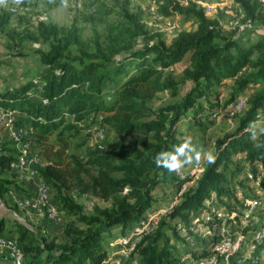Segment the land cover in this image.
<instances>
[{"label":"trees","instance_id":"obj_1","mask_svg":"<svg viewBox=\"0 0 264 264\" xmlns=\"http://www.w3.org/2000/svg\"><path fill=\"white\" fill-rule=\"evenodd\" d=\"M152 1L160 17L177 15L193 20L195 27L179 31L169 43L156 35L139 45L137 39L146 34L145 27L138 16L125 11L117 32L103 46L97 45L94 51L81 50L74 56L70 48L75 37L57 39L56 32L48 31V48L38 51L41 63L48 67L39 77L41 85L29 81L0 93V109L19 114L13 121L15 127L29 130L35 143L43 145L48 164L37 172L38 176L55 191L58 211L73 219L63 226L62 242L58 244L38 240L33 231L15 224L24 264H107L103 244L111 242L117 231L121 237L125 229L137 236L154 206L169 195L167 187L173 185L176 193L182 183L190 181L157 166L155 158L182 143L176 139V126L187 112L201 106L199 101L206 100L211 114H216L213 108L217 99L213 104L208 98L210 94L217 98L215 88L225 80H232V87L224 106L232 107L243 92L253 88L246 108L235 116L234 129L216 139L214 160L205 165L195 184L159 216L153 232L132 239L130 255L138 264H185L175 248L177 242L185 241L177 226L191 235L190 221L199 220V212L212 194L216 200L233 198L226 189L236 175L228 167L233 163L232 156L241 155L253 177H257V164L264 174V123L258 130L250 128L264 109V2L233 0L246 31H259L257 38L247 39L249 44L244 46L242 30L224 34L219 23L207 17L205 8L197 3ZM4 24L0 19V29ZM186 56L188 65L176 77L173 67ZM184 88L185 93L179 97ZM37 89V95L30 93ZM166 92L179 99L155 107L157 96ZM99 112L106 114L100 125L119 139L112 143L103 139L102 149L94 144L82 162L74 152L81 150L90 136L82 138L77 126ZM68 116L72 121L63 125ZM55 131L54 141L49 143L48 137ZM130 135V140L123 143L122 139ZM70 140L79 141L72 150ZM14 153L0 152V175L9 170ZM10 184V179L0 178V200ZM70 190L93 195L108 206H95L91 214H85L68 194ZM214 221L212 217L210 223ZM6 225L7 221L0 219V234L13 232Z\"/></svg>","mask_w":264,"mask_h":264},{"label":"rangeland","instance_id":"obj_2","mask_svg":"<svg viewBox=\"0 0 264 264\" xmlns=\"http://www.w3.org/2000/svg\"><path fill=\"white\" fill-rule=\"evenodd\" d=\"M187 1L180 0L181 4L184 5ZM189 1L205 8L207 17L217 21L224 34L235 31L237 28L242 30L243 35H245L242 45L248 46L249 41L247 42V39L252 41L257 38L258 30L252 34L246 31L247 26L242 22L240 12L234 9L233 0ZM261 1L264 2V0ZM17 3L20 9L12 13L11 10L16 9ZM225 3L228 7L224 5ZM125 11L138 16L145 27L146 34L137 39L139 45L150 41L149 39L156 35H160L165 42L169 43L179 31H189L195 27L193 20H184L177 15L170 18L155 16L156 7L152 0H0V19L5 22L0 29V93L16 89L29 81L37 86L41 85L39 77L48 67L41 63L38 51L47 50L48 44L45 43V40L48 31L56 32L57 39L73 40L75 37L73 46L70 48L72 56L81 50L94 51L97 45L103 46L107 38L117 32L116 28L121 23V17ZM256 26L258 25L256 24ZM187 65L188 57L186 56L173 67V74L180 77ZM223 83V85L215 88L218 93L217 98L214 94H210L208 98L213 104L217 99V106L213 108L216 110V114L212 115L213 111L207 106L206 100H201L199 101L201 106L187 112L176 126L177 141L183 142L190 137L191 143L200 152L199 161L186 163L182 168L183 175L185 178L189 177L190 180H193V174L197 169L205 167L209 162L207 154L214 155L216 139L234 129L236 125L235 116L246 108L245 101L254 91L253 88H248L232 107L230 105L224 106L231 91L232 80H225ZM38 91L39 89L37 91L32 90L30 93L37 95ZM184 93L185 88L179 97ZM179 97L171 98L167 92L161 93L154 101V106L172 104ZM7 112L9 111L0 109V152L15 151L13 158L17 160L21 151L26 150L30 169L36 171L44 169L48 162L43 155V145L35 143L33 133L29 130L22 132L18 141L13 139L10 136L11 128L9 126L14 125L13 121L17 116L16 114L7 115ZM105 115L104 112L91 114L87 120L80 122L77 127L82 138L87 135L90 136L88 130L93 131L94 128H97L101 118ZM71 121L72 117L68 116L63 125ZM263 123L264 109L258 112L257 120L250 125V128L258 130ZM104 131V143H112L119 139L112 131L106 128ZM55 133L56 131L48 137L49 143H53ZM130 137L132 136L124 137L123 143H127ZM77 143H79L78 140H70L69 149L72 150ZM104 143L102 142L101 145L105 146ZM93 146L89 140L81 150L74 152V154L78 156L80 161L85 162L86 154ZM240 156H232L233 163L228 165L230 172H236L232 184L226 185V189L231 192L233 198L228 199L223 196L220 200H216L212 194L211 199L204 202L205 209L199 212L201 222L196 219L190 221L191 235L177 228L178 233L185 241L183 243L177 242L175 248L181 261L185 264H199L200 261H202L201 264H211L213 243H217L222 235L242 237V243L238 252L227 258L219 257L217 264H264V238L260 244H256L253 240L254 231L264 230V183H261L264 174L257 164L255 166L257 177H253L252 172H250L251 168L240 160ZM17 171L6 170L0 175V178L10 179L13 182L7 186V189H14L21 193L25 199L36 203L38 194L29 191L24 178L16 179L18 177ZM226 173L229 174L228 171ZM29 181L34 182L35 180L31 178ZM194 184L195 181H192L187 185ZM45 186L48 188V201L55 204V191L49 186ZM174 190L173 185L167 187L166 191L169 195L163 196L165 198L154 206L149 217H159L168 211L170 202L177 195L178 190L176 193ZM68 194L85 214H91L95 206L100 208L108 206V203L95 196L82 195L77 190H70ZM211 208H214L215 213L221 214V217L228 215L224 225L216 224V221L213 224L210 223L212 214L207 211ZM45 213V206L32 205L18 208L9 201V196L0 200V219L7 221V228L14 229L13 232L4 231L5 236L14 237L17 240L18 236L14 232L16 225L19 224L33 231L38 240L44 239L47 243H61L63 226L73 219L60 212L59 222H49L43 217ZM116 234L118 237L119 231ZM133 234L135 233L130 229H125L121 237H114L111 242L107 240L103 244L106 250L105 262L107 264H127L134 259L130 255V249L134 240L138 238ZM252 246L257 248L256 263L244 260L247 249Z\"/></svg>","mask_w":264,"mask_h":264},{"label":"built area","instance_id":"obj_3","mask_svg":"<svg viewBox=\"0 0 264 264\" xmlns=\"http://www.w3.org/2000/svg\"><path fill=\"white\" fill-rule=\"evenodd\" d=\"M227 6V4H224ZM228 7V6H227ZM20 9L19 4H16V9L11 10L12 13H14L16 10ZM155 16L159 17L158 14L155 13ZM14 114L13 112H7V115H12ZM11 128L10 136L18 141V139L21 137L22 132L26 131L24 128H17L14 125L9 126ZM88 134H90V141L93 143V145H98L100 149H102L101 141L105 138V131L104 128L99 125L97 128H94L93 131L88 130ZM19 157L17 160L15 159L13 162L10 163L9 165V170L13 171L18 170L17 174L19 172L25 173L28 179H34V180H39L38 176V171L35 169H30L29 167V160L26 158V150L21 151ZM204 167H200L197 169V171L193 174V180L184 182L180 185L177 195L174 197L173 201L170 202V207L169 209L175 205L178 201V198L180 195L188 188L189 185L188 183L195 181L203 172ZM175 177L179 178L180 180H184L185 176L183 175L182 168H180L178 171H173L171 172ZM250 177V176H249ZM21 179V178H19ZM18 179V180H19ZM48 188L40 182L39 184V190H38V196H37V202L33 203L29 199H25L23 197H20L18 193L13 192V190L8 191V196L9 200L11 203L18 208H24V207H30L32 205H41L46 207V213L44 214L43 217L46 218L47 221L49 222H59L60 221V212L56 208L55 204H52L48 201V193H47ZM212 196V195H211ZM168 209V210H169ZM205 212V211H204ZM208 213L212 214V217L216 221V224L219 225H224L226 222V217L228 215L221 217V214L215 213L214 208L208 209ZM163 215V214H161ZM160 215V216H161ZM159 217H148L146 222L141 226L139 230V234H137V240H139L140 235L142 233H148V232H153L156 223L158 221ZM214 221V222H215ZM177 228H180L181 231H185V229L181 226L178 225ZM221 230H223V227H221ZM223 233V232H222ZM264 238V230H256L253 233V240L256 244H260L262 242V239ZM242 243V237H230V236H224L222 235V238L217 242L213 243V250H212V255L210 258V263L211 264H217L219 257L224 256L225 258L232 256L241 247ZM134 248V242L132 244V247L130 251H132ZM256 251L257 248L254 246L250 247L247 249L245 255H244V260L249 261L252 263H256ZM202 260V259H201ZM202 261L199 262L201 264ZM0 264H24V256L21 251L20 245L17 242V240L13 237H7V236H2L0 234ZM127 264H138L136 259L131 260Z\"/></svg>","mask_w":264,"mask_h":264},{"label":"clouds","instance_id":"obj_4","mask_svg":"<svg viewBox=\"0 0 264 264\" xmlns=\"http://www.w3.org/2000/svg\"><path fill=\"white\" fill-rule=\"evenodd\" d=\"M155 159L157 166L166 167L170 172H173L183 168L186 163L199 161L200 152L196 150L189 137L181 144L174 145L171 151L158 153ZM207 159L209 162H212L214 156L211 153H208Z\"/></svg>","mask_w":264,"mask_h":264},{"label":"crops","instance_id":"obj_5","mask_svg":"<svg viewBox=\"0 0 264 264\" xmlns=\"http://www.w3.org/2000/svg\"><path fill=\"white\" fill-rule=\"evenodd\" d=\"M19 115V114H18ZM18 115L16 114V116L18 117ZM13 172V171H12ZM18 177L16 178V179H19V178H24L25 179V183H26V186H27V188H29V191L30 192H32V193H35V194H38V190H39V184H40V182H42V180L41 179H37V180H35L34 182H32V181H29L30 179H28L27 178V176H26V174L25 173H22V172H19L18 173V175H17ZM11 190V189H10ZM13 190V192H16V193H18L19 194V196L20 197H23L24 198V196L21 194V193H19V192H17L16 190H14V189H12ZM8 191H9V189H8ZM8 191H7V193H6V195L5 196H8ZM38 196V195H37ZM10 201V200H9ZM11 202V201H10ZM1 235L2 236H5V233H1ZM11 237V236H10ZM14 238V237H13Z\"/></svg>","mask_w":264,"mask_h":264}]
</instances>
